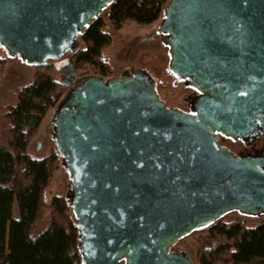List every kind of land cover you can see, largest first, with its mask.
Instances as JSON below:
<instances>
[{"label": "water", "instance_id": "95a60500", "mask_svg": "<svg viewBox=\"0 0 264 264\" xmlns=\"http://www.w3.org/2000/svg\"><path fill=\"white\" fill-rule=\"evenodd\" d=\"M112 2L0 0V44L52 63ZM155 34L199 92L193 113L169 107L142 69L104 79L62 67L74 85L54 137L86 264H198L173 244L230 211L264 215V150L235 155L219 138L264 133V0H168Z\"/></svg>", "mask_w": 264, "mask_h": 264}, {"label": "trees", "instance_id": "16d2710c", "mask_svg": "<svg viewBox=\"0 0 264 264\" xmlns=\"http://www.w3.org/2000/svg\"><path fill=\"white\" fill-rule=\"evenodd\" d=\"M168 0H113L105 10L115 28L128 20H158ZM100 15L80 35L70 53L77 69L104 75L109 64L103 48L111 43ZM6 57L0 54V70ZM33 79L17 87L16 99L5 105L0 144V264H86L71 202L62 194L50 199L46 189L59 167L51 151L33 157L28 147L46 112L67 90L62 74L51 63L36 65ZM18 217L14 216V203ZM193 258L198 264H264V219L250 224L243 216L221 218L195 234Z\"/></svg>", "mask_w": 264, "mask_h": 264}, {"label": "rangeland", "instance_id": "374dc122", "mask_svg": "<svg viewBox=\"0 0 264 264\" xmlns=\"http://www.w3.org/2000/svg\"><path fill=\"white\" fill-rule=\"evenodd\" d=\"M101 15L105 20L104 29L112 36L111 43L103 48V55L109 64V70L106 74L102 75L104 79L118 76L126 69L135 71L142 69L151 75L160 98L169 107H175L193 113L190 100L199 92L186 79L178 78L171 70L169 64V46L164 42L161 34H155L164 14L150 24H140L136 21L128 20L120 28L114 27L109 20L107 11ZM0 54L6 57V65L4 69L0 70V144H2L1 131L5 123V119L3 118L5 105L16 99L15 91L17 87L30 82L37 68L36 65L27 63L19 57L10 56L1 44ZM66 57L70 59V54ZM59 63L61 61L57 60L56 64L58 65ZM70 63H72L71 59ZM51 64L54 66L53 62ZM62 66H64V63ZM74 68L80 76L93 74L87 68L83 70L77 69L75 66ZM59 72L62 74V71ZM73 85L74 83L68 85L67 90ZM57 107L58 104L46 112L38 133L33 137L28 147V151L31 156L37 158L44 157L51 151L57 152L59 156V167L46 189V196L50 199L55 194H62L69 201L72 193V178L64 163V156L59 152L58 144L54 137V119L56 117ZM219 138L235 155L260 153L264 150V133L253 143L249 144L242 139H235L227 135L220 134ZM14 216L18 217L17 202L14 203ZM238 216L245 217L250 224H256L264 219V215L250 216L236 210L228 212L223 218L233 219ZM196 232L194 231L175 242L172 250L185 251L193 258Z\"/></svg>", "mask_w": 264, "mask_h": 264}, {"label": "bare ground", "instance_id": "6f19581e", "mask_svg": "<svg viewBox=\"0 0 264 264\" xmlns=\"http://www.w3.org/2000/svg\"><path fill=\"white\" fill-rule=\"evenodd\" d=\"M57 60L61 61V63H59L58 65L56 64ZM52 62L55 63L58 66L57 68H62L63 67L62 64L64 63V65H66L67 63H69V59L68 58H58L56 60H52Z\"/></svg>", "mask_w": 264, "mask_h": 264}, {"label": "built area", "instance_id": "2783aa9c", "mask_svg": "<svg viewBox=\"0 0 264 264\" xmlns=\"http://www.w3.org/2000/svg\"><path fill=\"white\" fill-rule=\"evenodd\" d=\"M69 62H70V61H69ZM53 64H54V66H55V68H56L57 70L61 71L62 68H57L58 66H57L55 63H53ZM126 70H129V69H126ZM77 73H78V72H77ZM78 77H80L79 73H78Z\"/></svg>", "mask_w": 264, "mask_h": 264}, {"label": "flooded vegetation", "instance_id": "af4514ba", "mask_svg": "<svg viewBox=\"0 0 264 264\" xmlns=\"http://www.w3.org/2000/svg\"><path fill=\"white\" fill-rule=\"evenodd\" d=\"M199 94V93H198Z\"/></svg>", "mask_w": 264, "mask_h": 264}]
</instances>
